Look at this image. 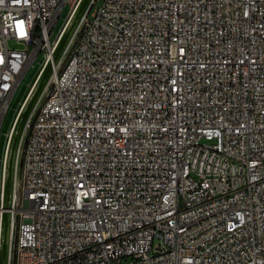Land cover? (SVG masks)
<instances>
[{
    "label": "built area",
    "instance_id": "built-area-1",
    "mask_svg": "<svg viewBox=\"0 0 264 264\" xmlns=\"http://www.w3.org/2000/svg\"><path fill=\"white\" fill-rule=\"evenodd\" d=\"M80 1L0 0L4 264H264V0Z\"/></svg>",
    "mask_w": 264,
    "mask_h": 264
},
{
    "label": "rangeland",
    "instance_id": "rangeland-1",
    "mask_svg": "<svg viewBox=\"0 0 264 264\" xmlns=\"http://www.w3.org/2000/svg\"><path fill=\"white\" fill-rule=\"evenodd\" d=\"M101 0H96L95 4H98ZM68 10V3H65V5L62 7L60 10L59 16L57 20L55 21V24L52 29V35H54L58 28L61 26ZM41 55L39 54L30 64V66L27 68L25 73L23 74L21 80L19 81V84L17 88L15 89L11 100L9 102L8 109L6 111V114L3 116L1 123H0V161H1V156H2V150H3V145H4V140L6 136V132L8 131V128L10 126L12 117L14 115V112L16 110V107L18 103H21V101L25 98L28 90V86L31 83L36 71L40 67L41 64ZM158 243V240L155 239L153 241V246H156Z\"/></svg>",
    "mask_w": 264,
    "mask_h": 264
},
{
    "label": "water",
    "instance_id": "water-1",
    "mask_svg": "<svg viewBox=\"0 0 264 264\" xmlns=\"http://www.w3.org/2000/svg\"><path fill=\"white\" fill-rule=\"evenodd\" d=\"M85 2H86V0H81L80 1L77 10L74 12V14H73V16H72V18H71V20L69 22V25H68L67 29L65 30V32H64V34H63V36H62V38H61V40L59 42L58 48H60L62 46V44L64 43L66 37L68 36V33L70 32V30H71V28H72V26H73V24H74V22L76 20V18L78 17L79 12L84 7ZM45 74H46V70H44L43 74L40 76V78L35 83L33 89L30 90V93L24 99L23 107L17 114L15 129H14V133H13V136H12V139H11V142H10V147H9V151H8V154H7L6 165H5L4 189H5L6 193L8 192L9 186H10L13 146H14V143L16 141V136H17V133L19 131V126H20L21 120L25 117V115L27 113V110L29 108L30 103L32 102L34 96L36 95V93H37V91H38V89L40 87V84H41ZM3 235H5V228H4V231H3ZM4 251H5V246H4V242H3L2 243V249H1V256H0V264H4Z\"/></svg>",
    "mask_w": 264,
    "mask_h": 264
}]
</instances>
